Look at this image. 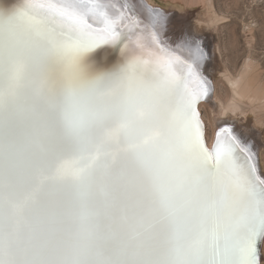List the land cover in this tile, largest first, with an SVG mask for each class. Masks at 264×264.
<instances>
[{
    "label": "snow or ice",
    "instance_id": "obj_1",
    "mask_svg": "<svg viewBox=\"0 0 264 264\" xmlns=\"http://www.w3.org/2000/svg\"><path fill=\"white\" fill-rule=\"evenodd\" d=\"M130 7L0 9V264H259L264 180L230 128L205 147L208 88L159 14L154 48L96 63L128 48Z\"/></svg>",
    "mask_w": 264,
    "mask_h": 264
},
{
    "label": "rangeland",
    "instance_id": "obj_2",
    "mask_svg": "<svg viewBox=\"0 0 264 264\" xmlns=\"http://www.w3.org/2000/svg\"><path fill=\"white\" fill-rule=\"evenodd\" d=\"M148 5L164 16L159 28L166 42L177 44L185 33L200 39L206 68H213L208 78L213 98L200 109L207 133L211 136L220 116L215 99L226 104L234 98L242 115H231L228 122L240 135L246 134V128L263 176L264 0H149ZM260 252L264 264V237Z\"/></svg>",
    "mask_w": 264,
    "mask_h": 264
},
{
    "label": "bare ground",
    "instance_id": "obj_3",
    "mask_svg": "<svg viewBox=\"0 0 264 264\" xmlns=\"http://www.w3.org/2000/svg\"><path fill=\"white\" fill-rule=\"evenodd\" d=\"M21 2V0H0V9H13L18 4ZM112 2L116 3L118 6H122L125 3L128 5H131L130 8L126 9L128 12L129 16H133L139 21H141L140 28L135 29L132 32L128 33V39L125 40V43L128 44V48L125 49L123 45L120 46H105L99 50H97V53L95 55V61L98 64H103L106 67H112L115 64H118L121 62L127 54H131L132 52H137L139 49L136 47V41L137 38H140V40L149 47H153L154 45L151 44V27H146L149 26L151 23V19L153 14L158 13L160 17V23L164 19V16L161 15L160 12H157L156 10L153 11L150 9V4L149 0H112ZM147 3V4H146ZM153 7V6H152ZM161 24H159L160 26ZM158 26L157 30V35L159 36V40L161 45L167 49L169 52L181 57L182 60L187 61L189 64H192L193 67L195 68V71L198 73L199 77L201 80L204 81L206 87L208 88V95L201 99L197 105L196 109L198 113L200 114V120L203 125V131H204V144L205 147L209 150L212 151L215 146V139H216V133L219 132L221 128H230L232 130V135H234L237 140L240 141L242 147H246L249 149L250 153L252 154L253 157V163L256 164L257 168V174L260 176L262 180H264V175L262 176L261 170L259 168V165L256 163L253 155V149L248 143V133L246 128H244L246 134L240 135L236 131L235 127H233L230 122H232L231 115L234 116H240L242 113H240L239 105L234 98H231L230 101L226 104L222 103L221 101H216V105L219 108V114L220 116L217 118L218 120L215 122L211 136L207 133V125L205 120L203 119L201 115V107L203 104H206L211 101L210 98L212 97L213 94V87L211 81L208 79L209 78V71L212 70L213 68H206L207 64L205 63V53L203 52L202 49H200V39H196L194 37L188 36L186 33L181 34V36L178 39L177 44H174L173 42L168 43L166 42L163 37H162V29L160 31V28ZM183 35V36H182ZM201 36V34H200ZM177 47L179 48H175ZM197 46L199 48V52H197ZM181 68L183 67L182 65L180 66ZM207 69V70H206ZM193 88L197 87L195 84L192 85ZM237 87V86H236ZM236 87L232 86V91L235 92V89H238ZM237 92V91H236ZM247 96V94H246ZM213 98V97H212ZM217 98V97H215ZM218 99V98H217ZM263 237L259 239V242H262ZM258 242V243H259ZM260 258H261V252H260V247H259V264H260Z\"/></svg>",
    "mask_w": 264,
    "mask_h": 264
},
{
    "label": "water",
    "instance_id": "obj_4",
    "mask_svg": "<svg viewBox=\"0 0 264 264\" xmlns=\"http://www.w3.org/2000/svg\"><path fill=\"white\" fill-rule=\"evenodd\" d=\"M259 247H261V242L258 243V251H259Z\"/></svg>",
    "mask_w": 264,
    "mask_h": 264
}]
</instances>
